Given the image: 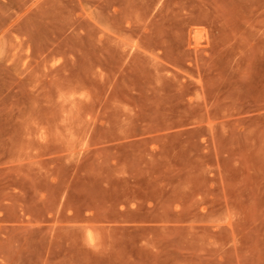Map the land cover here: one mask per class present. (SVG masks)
<instances>
[{
  "label": "rangeland",
  "instance_id": "374dc122",
  "mask_svg": "<svg viewBox=\"0 0 264 264\" xmlns=\"http://www.w3.org/2000/svg\"><path fill=\"white\" fill-rule=\"evenodd\" d=\"M0 264H264V0H0Z\"/></svg>",
  "mask_w": 264,
  "mask_h": 264
}]
</instances>
